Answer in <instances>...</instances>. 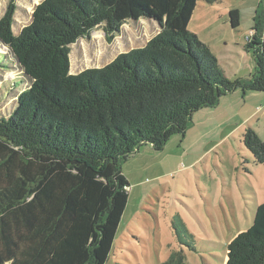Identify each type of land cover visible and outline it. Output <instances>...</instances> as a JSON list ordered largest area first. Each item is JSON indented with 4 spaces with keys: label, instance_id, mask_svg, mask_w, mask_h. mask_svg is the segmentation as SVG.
<instances>
[{
    "label": "trees",
    "instance_id": "1",
    "mask_svg": "<svg viewBox=\"0 0 264 264\" xmlns=\"http://www.w3.org/2000/svg\"><path fill=\"white\" fill-rule=\"evenodd\" d=\"M200 1L217 2L44 0L15 35L10 0L0 19L1 63L15 60L30 85L12 112L0 115V264H106L129 201L124 161L143 146L162 151L172 137L185 138L194 115L223 97L264 93L261 4L244 46L255 72L230 80L188 29ZM141 19L161 28L145 47L71 74L72 45L98 28L112 43ZM230 21L239 28L238 11ZM243 144L264 166V141L254 128ZM165 264H186L183 251ZM226 264H264V203L252 227L227 246Z\"/></svg>",
    "mask_w": 264,
    "mask_h": 264
},
{
    "label": "rangeland",
    "instance_id": "2",
    "mask_svg": "<svg viewBox=\"0 0 264 264\" xmlns=\"http://www.w3.org/2000/svg\"><path fill=\"white\" fill-rule=\"evenodd\" d=\"M43 1L16 0L15 35L30 25ZM9 2L0 0V19ZM260 4L262 13L264 0L200 1L189 24L230 80L255 72L244 46ZM233 11L240 17L237 29L231 26ZM160 31L154 20L129 21L108 43L98 28L90 39L71 46V74L105 67L120 54L145 47ZM23 80L15 60L1 63L0 58V115H9L19 92L29 87ZM244 93L238 90L235 96L243 99ZM238 98L228 97L216 109L195 115L185 139L172 137L162 151L143 146L124 161L129 201L106 264H165L179 251L186 264H226L227 246L252 227L255 211L264 203V166L253 163L243 144L249 127L264 141V93L250 95L243 108Z\"/></svg>",
    "mask_w": 264,
    "mask_h": 264
},
{
    "label": "crops",
    "instance_id": "3",
    "mask_svg": "<svg viewBox=\"0 0 264 264\" xmlns=\"http://www.w3.org/2000/svg\"><path fill=\"white\" fill-rule=\"evenodd\" d=\"M253 94H259V93H244V98L243 99H241L240 98V96H235V95H238V94H235V92L234 93H232V94H230V95H228V96H226V97H223L221 100H223V99H226V98H228V97H239L238 99H240V103H242V105L243 106H241L242 108L244 107V106H246L247 105V103H248V101H249V99H250V95H253ZM252 98H254V97H252ZM233 99H235V98H233ZM236 101V100H235ZM235 103V102H234ZM239 103V102H238ZM220 104V103H219ZM219 106V105H218ZM217 106V107H218ZM216 107V108H217ZM216 108H213V109H203V110H200L199 112H197L195 115H197L198 113H201V112H204V111H209V110H214V109H216ZM242 113V110L240 109V112H239V115ZM195 115H194V117H193V125L192 126H194V118H195ZM191 126V127H192ZM190 127V128H191ZM256 130V129H255ZM189 131V130H188ZM188 133V132H187ZM186 138V137H185ZM184 138V139H185Z\"/></svg>",
    "mask_w": 264,
    "mask_h": 264
},
{
    "label": "bare ground",
    "instance_id": "4",
    "mask_svg": "<svg viewBox=\"0 0 264 264\" xmlns=\"http://www.w3.org/2000/svg\"><path fill=\"white\" fill-rule=\"evenodd\" d=\"M87 62V61H86Z\"/></svg>",
    "mask_w": 264,
    "mask_h": 264
},
{
    "label": "built area",
    "instance_id": "5",
    "mask_svg": "<svg viewBox=\"0 0 264 264\" xmlns=\"http://www.w3.org/2000/svg\"><path fill=\"white\" fill-rule=\"evenodd\" d=\"M251 36V35H250Z\"/></svg>",
    "mask_w": 264,
    "mask_h": 264
}]
</instances>
